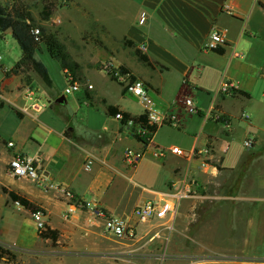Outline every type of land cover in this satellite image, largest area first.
Here are the masks:
<instances>
[{"label": "crops", "instance_id": "0c3cea01", "mask_svg": "<svg viewBox=\"0 0 264 264\" xmlns=\"http://www.w3.org/2000/svg\"><path fill=\"white\" fill-rule=\"evenodd\" d=\"M103 1L107 3L109 22L116 21L120 28L122 26L117 34L133 43L128 47L136 51L139 44L146 45L144 51H139L147 62L137 56L138 60L131 58L125 61L124 68L146 84L155 109L172 113L179 119L180 127L177 129H181V139L176 143L180 144L156 139L158 130L171 128L169 125L157 128L152 144L203 149L207 143L218 147L224 144L226 137L238 133L242 137L252 134L256 139L254 147L246 151L242 161L235 165L224 164V155L221 156L220 165L228 172L221 169L214 175L192 174L185 159L172 153H168L162 161L164 164L169 159L168 175L163 189L149 188L153 197L158 192H167L169 183L173 181L186 188L190 179L196 181L191 185L197 196L210 197L196 207L195 212L200 209L204 212L193 221L192 234L188 237L187 264H264V168L261 170L264 166V98L255 92L258 85L264 84V0ZM138 9L146 12L145 22L141 25L133 22ZM214 27L221 28L226 35L225 44L219 47L223 52L204 48ZM8 37L16 41L10 30L0 31L1 39L6 41ZM44 51L46 48L43 51L37 49L36 57L41 60L39 54ZM21 54L19 47L17 56L8 64L0 62V90L10 101L0 109L8 104L15 113H21V117L16 114L19 119L24 120L28 116L38 122L37 127H45L47 145L46 149L41 146L42 138L34 130V136H30L31 142L27 144L30 146L27 150L29 154L22 144H18L17 138L9 136L5 139L0 134V168L5 165L7 168L11 155L17 151L36 158L39 171L55 187L46 190L38 188L30 180L10 175L8 168L7 171L2 169V173L11 186L9 191L39 205L43 209L46 225L58 230L59 236L54 243L50 238L40 237L32 213L10 198L11 204L0 203V244L15 253L16 261L1 260L0 263L71 264L69 259L73 258H86L93 262L102 257L106 244L102 237V224L91 214L92 207L101 206L112 213L130 214L134 205L148 199L135 200L126 208L111 204L104 197L110 187L119 185L121 178L136 183L134 173L142 161L128 172L129 167L123 161V152L128 146L118 149L116 146L124 138L135 143L131 147L136 149L142 148V143L108 115L107 107L114 105L132 115L142 113L143 107L124 93L114 80L110 81L118 85L117 96L108 99L88 76L86 81L93 84V89L82 88L79 91L83 92V104L91 108L81 114L80 107L72 114L58 112L53 125L52 121L44 120L38 113L46 106L39 111L29 107L33 102L43 104L42 94L50 95L52 87L47 86L34 70H19L5 75ZM187 74L191 77L197 75L199 81L184 84L183 78ZM223 77L235 83L237 92L232 95L218 93ZM173 84L175 86L171 87ZM27 86L33 87L32 96L25 95ZM193 87H197L194 93ZM122 95L135 100L138 103L136 109ZM186 95H192L201 113L184 111L181 100ZM216 105L221 113L230 118L229 130L211 118ZM23 107L27 108L26 111L21 109ZM92 111L109 116L99 129L93 124ZM8 139L15 143L12 149L3 145ZM88 155L95 157L90 171L83 169ZM199 162L200 158L192 164ZM247 163L260 165V168L239 171ZM212 183L215 188L204 189ZM62 188L69 189L86 203L85 207H76L69 218L64 215L67 200L63 197ZM190 204L186 200L182 208L192 211ZM30 223H33L31 228ZM218 228L222 229L219 236L216 234ZM25 229L32 230L33 241H30V231ZM171 264L175 262L171 261Z\"/></svg>", "mask_w": 264, "mask_h": 264}, {"label": "rangeland", "instance_id": "374dc122", "mask_svg": "<svg viewBox=\"0 0 264 264\" xmlns=\"http://www.w3.org/2000/svg\"><path fill=\"white\" fill-rule=\"evenodd\" d=\"M0 2L8 11H13V7L17 6V4H23L33 18L35 24L44 27L46 32L54 34L55 38L62 45L63 51L68 56V66L63 68L59 60L53 58L49 54L45 43L40 42L38 45V49L42 51L46 48V51L40 53L39 57L46 65L52 80V85L49 86L52 87L50 95L42 94L41 97L46 109L38 113H40L44 120L52 121L53 125H55L54 120H56L55 117L58 112L72 114V111L80 107L79 111L81 114L82 111L85 112L87 109L91 108L89 105L83 104L84 96L82 91L69 94H64L62 92L65 87L64 69H67L80 81H86V78L89 76L94 85L104 92L108 99H114L117 96L118 85L111 82L110 80L113 79L101 70L102 61L111 58L124 68L126 67L124 64L125 61L131 58H136L138 60V58L136 51L128 47L125 43V39L117 34L122 26L120 25V28L116 21L115 23L109 22L110 19L108 17L106 1L0 0ZM56 14H60L62 19V22L58 25L53 24L51 21ZM123 22H125V20ZM18 51V45L11 37H8L6 41L0 38L1 63L8 64L10 60L17 56ZM174 86L175 84L171 85V87ZM194 91H197V87H193L192 92L194 93ZM255 92L264 98V84L258 85ZM60 95L65 96L66 102L59 103L56 101ZM121 97H125L126 100L128 99L127 101L132 108L136 109L138 106V103L128 96L122 95ZM91 113L93 124L97 129L102 126L103 121L109 119L107 114H100L98 111H92ZM50 116H52V118H50ZM36 123L38 122L28 116H26L24 120L19 119L8 104L0 109V134H2V137L5 139L9 136L15 139L17 138L18 144H22L26 151L29 150L30 146L27 144L29 141L31 142L30 136H34L32 133L34 130H36L35 133L42 138L41 146L46 149V128L40 127L41 125L37 127ZM180 131L181 129L178 130L173 126L171 128L164 127L158 130L156 139L158 141L180 144L176 143L181 139ZM243 138L244 137H242L240 133L225 138L224 143L226 142L229 144V150L224 154V164L235 165L239 163L240 160L242 161L246 151L251 150H247L242 146ZM130 142L131 140H129V138H124L116 148L135 145V143ZM27 153L31 154L30 151H27ZM169 164L168 158L163 164L158 158H154L150 153H146L138 169L134 173L136 183L126 178H121L119 185L108 189L107 194L104 195L105 199H108L111 204H118L120 207L125 206L128 208L135 200L141 201L144 200L143 197H153L154 195L149 191V188H164L163 185L168 175ZM196 165L197 163L192 165L196 173L205 175ZM262 167L264 168V166H261V170H263ZM259 168L260 165L258 167L257 164L253 166L251 163H247L241 166L239 171L259 170ZM2 169L7 171L6 165L0 168V203L5 202L11 204L12 201L8 195L11 186L2 173ZM218 170L222 171L223 169ZM130 171L131 168H128V172ZM223 171L228 172V170L225 169ZM206 188L209 191V189L215 188V186L212 183L206 185ZM94 191H96V189ZM140 196H142V199H138ZM88 197L90 198L91 196L89 195ZM79 200L80 199L76 197L72 199V202L81 207L82 202ZM203 212V209H200L195 212V215H191V210L189 211L187 208H181L180 214L175 219L171 230L160 225L153 227L151 230L150 227H147L146 229L150 231L146 234V232H144L146 230L144 229L143 232L140 233L139 240L135 242H118L106 239L102 233L106 246L102 250V257L100 259H96L92 262L86 258H73L69 259V262L71 264H171V261H173L175 264H187V253L189 248L188 237L192 234L194 219H197L198 214H202ZM31 227H33V223H30V228ZM25 230L30 231V241H33V237L31 236L32 230ZM221 230L218 228L216 233L217 236L220 235ZM153 234L155 237L150 238ZM25 261L27 262V260Z\"/></svg>", "mask_w": 264, "mask_h": 264}, {"label": "built area", "instance_id": "2783aa9c", "mask_svg": "<svg viewBox=\"0 0 264 264\" xmlns=\"http://www.w3.org/2000/svg\"><path fill=\"white\" fill-rule=\"evenodd\" d=\"M145 19L146 12L143 9H138L133 17V22L136 25H141L145 22ZM51 21L53 24H60L62 22L60 14H56L51 19ZM32 32L35 35V39L39 40V27L35 26L32 29ZM225 42L226 35L224 34L223 30L219 27H214L209 34L204 48L208 50H215L224 45ZM138 49L140 51H144L146 49V45L141 43L138 45ZM235 56H238V54L235 53ZM101 70L104 71L115 82H117L124 93L130 95L142 105L143 112L146 113V121L148 125L156 127L162 125H169L176 128L180 127L179 119L175 115L165 111H159L153 107L154 101L149 93L148 87L141 79L135 77L131 71L123 68L111 58L102 61ZM64 80V94L76 92L82 88H85L88 91L93 89L92 83L87 81L82 82L79 79H76L67 69L64 70ZM191 81L193 84L197 83L199 81V77L197 75H193L191 77V75L187 74L183 78V83L186 85H190ZM235 92H237V86L235 83L227 77H223L219 83L218 93L220 95H232ZM33 93V87L27 86L25 89V95L29 97L32 96ZM9 102L10 101L4 96L3 91L0 90V104ZM181 102L184 111L189 113H197L199 111L195 105L192 95L184 96ZM29 107L33 110L39 111L44 108L45 105L33 102ZM21 109L26 111L27 108L23 107ZM108 115L111 116L112 119L118 121L129 131V128L132 125L131 119H127L126 123H122L121 121L123 119V115L121 112H117L114 115L108 113ZM244 117L247 118L246 115ZM211 118L213 121L220 123L225 130H229L230 118L221 113L218 108L214 107L211 113ZM135 133L147 134V131L142 130L139 127ZM151 139L149 140V144L146 147L142 145V148L139 149L133 147H126L124 149L123 161L129 168L133 169L144 157V155H146V153H150V155H152L154 158H158L161 160V162L165 160V157L168 153H172L185 159V161L188 163L189 171L192 174L196 173V171L193 169L192 162L200 158V162L196 165L198 169L202 170L205 174L214 175L215 173L219 172L218 164L220 163L221 156L226 154L229 150L228 143L221 144L218 147H215L213 143H207L203 149L195 147L191 149H185L178 145H170L167 147L154 145L151 143ZM255 141V136L248 134L243 138L242 146L245 149L250 150L254 147ZM3 145L7 149H12L15 146V143L13 140L8 139L4 140ZM94 160L95 157L93 155H88L83 164V169L90 171ZM7 168L8 173L13 177L30 180L38 187L43 189L54 186L53 183L46 181L43 174L39 171L36 158L32 155L20 153L18 151L14 152L7 163ZM195 182L196 181L194 179H190L189 182H186V188H183L182 186H178L173 181L172 183H169L167 192H158L155 194V197H151L145 201L137 203L134 205L130 214L112 213L101 206L92 207L91 214L101 222L103 227V236L106 239L118 242H135L139 240L140 233L143 232L144 229L146 230L144 231L146 234L153 227L159 225L171 230L175 219L180 214L182 204L186 200L190 201V206L192 207L193 211L192 214L195 215L196 207L199 204H202L206 199L210 198L209 196L205 197V195H196L195 190L191 185ZM56 188H58V186ZM204 189H207L206 186ZM61 191L64 198L67 200V209L64 215L66 218H69L76 207L80 206L72 202V199H75L76 197L69 189L62 188ZM32 217L36 223L38 231L46 229L47 225L43 219V213L41 211L32 212ZM147 227H150V230L146 229ZM154 237V234L150 236V238Z\"/></svg>", "mask_w": 264, "mask_h": 264}, {"label": "trees", "instance_id": "16d2710c", "mask_svg": "<svg viewBox=\"0 0 264 264\" xmlns=\"http://www.w3.org/2000/svg\"><path fill=\"white\" fill-rule=\"evenodd\" d=\"M35 26H38L40 29L39 40L35 39V35L32 32V29ZM4 30L11 31L12 37L17 41L22 51L21 57L16 61L10 70L5 71V75H9L11 72L19 70H34L39 74L40 78L47 86H51L52 80L46 65L35 55L40 42L45 43L49 54L53 58L59 60L63 68L68 66V56L63 51L62 45L55 38L54 34L46 32L44 27L35 24L33 18L23 4H17V6L13 7V11H8L7 8L4 7L0 2V31ZM125 43L127 45L133 44L128 40H125ZM215 51L223 52L222 48H217ZM136 54L139 60L147 62L146 57L137 49ZM2 106L3 104H0V107ZM215 107L218 108L217 105ZM117 112H121L123 115V119L121 121L122 123H126L127 119L132 120V125L129 128V134L138 142H141L144 147H146L149 144V140L157 131L158 127L147 124L145 112H142L138 115H132L126 111H121L114 105H109L107 107V113L114 115ZM197 113L201 112L198 111ZM16 114L21 117L20 112L16 111ZM139 127L142 130H146L147 134H136L135 132ZM221 160L222 157L220 158V161ZM218 168L222 169L220 163L218 164ZM8 195L13 201H17L31 213L36 211H41L43 213V209L39 205L31 202L26 197L19 195L12 190L8 191ZM85 205L86 203L82 202V207H85ZM38 234L42 238H50L54 243L59 236V231L46 226V229L38 231ZM1 260H5L6 262H15L16 255L12 250L0 244V261Z\"/></svg>", "mask_w": 264, "mask_h": 264}, {"label": "water", "instance_id": "95a60500", "mask_svg": "<svg viewBox=\"0 0 264 264\" xmlns=\"http://www.w3.org/2000/svg\"><path fill=\"white\" fill-rule=\"evenodd\" d=\"M64 99H65V96H64V95H60V96L56 99V101L59 102V103H61V102L64 101Z\"/></svg>", "mask_w": 264, "mask_h": 264}]
</instances>
